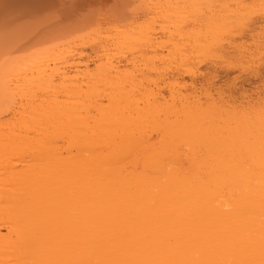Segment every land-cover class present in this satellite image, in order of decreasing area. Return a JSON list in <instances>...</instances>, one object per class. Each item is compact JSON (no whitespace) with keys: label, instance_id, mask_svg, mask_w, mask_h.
<instances>
[{"label":"bare ground","instance_id":"obj_1","mask_svg":"<svg viewBox=\"0 0 264 264\" xmlns=\"http://www.w3.org/2000/svg\"><path fill=\"white\" fill-rule=\"evenodd\" d=\"M0 264H264V0H0Z\"/></svg>","mask_w":264,"mask_h":264},{"label":"rangeland","instance_id":"obj_2","mask_svg":"<svg viewBox=\"0 0 264 264\" xmlns=\"http://www.w3.org/2000/svg\"><path fill=\"white\" fill-rule=\"evenodd\" d=\"M235 74H237V72H233V73H231L230 76L232 77V76H234ZM222 80H223V79H220L219 81L222 82Z\"/></svg>","mask_w":264,"mask_h":264}]
</instances>
